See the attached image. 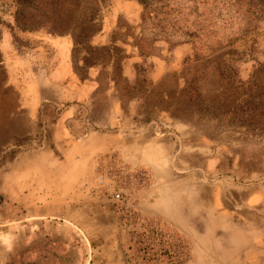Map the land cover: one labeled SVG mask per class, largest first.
<instances>
[{
  "label": "rangeland",
  "instance_id": "374dc122",
  "mask_svg": "<svg viewBox=\"0 0 264 264\" xmlns=\"http://www.w3.org/2000/svg\"><path fill=\"white\" fill-rule=\"evenodd\" d=\"M261 4L0 0V264H264Z\"/></svg>",
  "mask_w": 264,
  "mask_h": 264
},
{
  "label": "crops",
  "instance_id": "0c3cea01",
  "mask_svg": "<svg viewBox=\"0 0 264 264\" xmlns=\"http://www.w3.org/2000/svg\"><path fill=\"white\" fill-rule=\"evenodd\" d=\"M68 106V105H67ZM75 107V106H74ZM68 110L65 112V110L62 109L58 117H56L55 125L57 127V133L59 136L66 135L67 133L70 135L68 128L66 127V122L72 120L76 115V108ZM77 144V143H76ZM56 160L53 162L52 165H54V169L50 168V172L47 170V177L49 178V181H54L58 183H62V181L68 183L70 180H78L83 177V170L81 172H77L72 178L69 177V159L70 158L66 154H58L57 156H54ZM68 185V184H67ZM54 188L55 185H53ZM38 188H36L35 192L32 195L26 196V193H23L22 196L19 197V202L21 206H28L33 205V203H38L40 200H45L48 202L53 203L54 205H63L65 202L69 201L68 198V192L64 191L63 188L60 190L55 189L54 192L48 193L45 195H42V193L38 192ZM63 191V192H62ZM30 196V197H29ZM28 197V198H27ZM24 208V207H23Z\"/></svg>",
  "mask_w": 264,
  "mask_h": 264
},
{
  "label": "trees",
  "instance_id": "16d2710c",
  "mask_svg": "<svg viewBox=\"0 0 264 264\" xmlns=\"http://www.w3.org/2000/svg\"><path fill=\"white\" fill-rule=\"evenodd\" d=\"M144 8L143 11V18L146 16H150V7H151V0H138ZM259 11L264 13V4H261L259 7ZM106 48V47H104ZM103 48V49H104ZM86 49L93 55L95 53V49H93L91 46H87ZM95 59L93 58V61L90 62L88 58H84V63L87 65V67H90L92 64H94ZM144 240H150L154 241L153 243L158 247L157 250L150 253V250L154 247H150L149 245L145 244ZM178 243L179 247L181 249L185 248V245L183 244V240L178 237ZM134 241L139 244H145L143 247V255L140 257L141 260L139 262H134V264H160L162 261H166L167 264L173 263V252H171L170 245L165 241L164 237L161 236L157 231L149 230V233L142 232L138 235V238L136 239L134 237ZM153 244V246H154ZM154 250V249H153Z\"/></svg>",
  "mask_w": 264,
  "mask_h": 264
},
{
  "label": "built area",
  "instance_id": "2783aa9c",
  "mask_svg": "<svg viewBox=\"0 0 264 264\" xmlns=\"http://www.w3.org/2000/svg\"><path fill=\"white\" fill-rule=\"evenodd\" d=\"M119 196H120L119 193H117V194H116V198H119Z\"/></svg>",
  "mask_w": 264,
  "mask_h": 264
}]
</instances>
